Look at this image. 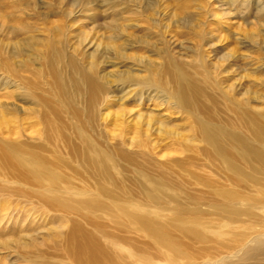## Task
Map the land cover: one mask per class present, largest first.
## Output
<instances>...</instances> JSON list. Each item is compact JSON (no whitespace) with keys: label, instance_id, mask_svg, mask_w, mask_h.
Returning <instances> with one entry per match:
<instances>
[{"label":"rangeland","instance_id":"1","mask_svg":"<svg viewBox=\"0 0 264 264\" xmlns=\"http://www.w3.org/2000/svg\"><path fill=\"white\" fill-rule=\"evenodd\" d=\"M72 3L22 0L12 19L0 17V99L12 94L7 101L20 109L11 115L22 119L17 127L0 118V144L25 151L23 171L0 170L2 187L10 182L11 188L33 190L54 202L65 195L74 200L65 210L51 209L36 198L2 191L10 204H0V221L8 216L0 223V264H264L263 162L233 153L244 176L228 170L201 141L194 117L248 138L244 126L229 122L234 102L264 111V0ZM15 25L22 32L14 35L10 27ZM64 40L68 54L78 48L85 72L94 65L103 92L92 111L84 94L79 102L69 100L70 89L58 95L56 86L67 83V69L59 84L47 72L50 45ZM171 56L172 70L177 66L200 91L201 111L191 117L172 109L162 93L124 82L131 75L169 86L164 66ZM5 68L9 80L3 79ZM149 94L157 100L149 102ZM140 95V112L157 119L164 114L173 136L134 123ZM40 98L46 108L39 106ZM153 105L156 109L148 107ZM123 110L129 113L126 122L114 118ZM8 131L19 134L8 137ZM254 141L250 136L249 142L264 150L262 141ZM222 145L226 151L234 148L229 139ZM32 154L56 176L55 186L42 179L47 192L26 183L33 178ZM54 191L63 194H48ZM74 193L79 195H67ZM133 216H146L165 231L182 256L158 247ZM71 235L79 239V250Z\"/></svg>","mask_w":264,"mask_h":264},{"label":"bare ground","instance_id":"2","mask_svg":"<svg viewBox=\"0 0 264 264\" xmlns=\"http://www.w3.org/2000/svg\"><path fill=\"white\" fill-rule=\"evenodd\" d=\"M10 1L9 0H0V17L2 15L1 19L4 17V15H8L7 18L12 19L13 14L16 13V12H14L15 8H17L19 5H22V0H19V1L10 0ZM53 1H56V2L62 1L63 2L64 0H53ZM72 1H73V3H72L73 5H75L77 2V0H71V2ZM82 1L83 0H79V3ZM3 9L6 10L5 11L6 14H3V12H2ZM66 15L69 16L68 13H66ZM10 30L14 35L18 32H22V29H20L19 26H16V25L11 26ZM67 44L68 43L64 40V41H55L54 43H52L50 45V51H49L47 57L45 58V65L47 68V72L54 79L55 84H59L58 79H59V76L61 77L62 69H67V71H68L67 83L64 85L56 86L59 88V91H60V93H58V95L62 96L63 94H65L70 89L71 92H69V95H68L69 100L79 102V95L84 94L86 107L89 111H92L97 106V104L99 103L100 93H101V91L103 92V88L97 82L98 77L96 76V73L94 71V65H92L90 67V72H85L84 68L82 66H80V64H79V52L77 51L78 48L73 49L71 54H68V52L66 50V48H68ZM16 45L17 44H15V46ZM28 45L30 48L29 43H28ZM93 53H94L95 58L99 57V53L96 54L97 53L96 49L93 51ZM91 57L93 58L92 55H91ZM166 60H167V62H166V65L164 67L166 70L165 73L167 74L168 82L170 83L169 86H166L161 79H156V80L147 79L144 81H138L137 80L138 78L133 79V76H131V75L127 76V78L124 82L133 83V85H135L136 87L147 86L148 89L155 90L154 93H156V94L162 93V95L167 99L168 105L173 106L172 109H174V110L177 109L178 110L177 113L182 112V113L189 114V116L191 117V116H193V113L201 111L202 106L200 107L198 104L199 96H200L199 88L196 86V84H194V82L187 81L184 78V76L182 75L181 70L177 66L174 67L175 71L172 70L171 67L174 63L172 61L173 60L172 56H171V58H168ZM9 72H10V70H7L6 68L2 72V75L4 76V78H3L4 80L11 79ZM14 76L15 75L12 72V78H14ZM4 96L5 97L0 99V118L4 121V123L9 121L10 123H13V125H16L18 127V126H20L19 122L22 121V119H18V117H16V116L14 118V117H12L11 114L19 111L20 108L15 103H13L14 101H10V102L7 101L10 99H12V100L14 99L12 94L6 93ZM141 96L142 95L137 97V99L135 101L137 112H135L136 116L134 117V120H135L134 123L136 125H139V126H141L140 123H143V125L146 127L147 131L152 130V127L156 126L155 130L157 131V133H160V134L163 133L165 135L171 134L173 136L175 134V132H168L169 129L164 126L165 121L167 119H169V118H166V119L162 120V118L165 117L164 114L156 115L158 117V119H157L150 112H149L150 113L149 115L145 114V113H144L145 114L144 115L143 112H140V110L142 108H144V103H143ZM155 98H157V97H155L154 95L150 96V94L146 97V99H148L149 102L157 100ZM227 99H228V97H227ZM245 100H247V99H245ZM229 101H230L229 102L230 104L234 102L233 100H229ZM47 104L48 103L46 100L40 98L39 106L41 108H46ZM233 104H234V108H233L234 112L232 114H234L233 115L234 121L233 122L231 121L229 123H234L236 126H239V127L244 126L248 130V132L251 134V135L249 133H248L249 135L245 134V135H248V138L245 137L244 135H242V133H239L240 130L237 131L236 129H233V130L229 131V129L228 130L225 129L223 127V125H217V126L213 125V123H212L213 121L210 119L208 120L209 122H205V121L202 122L201 120H199L198 116H194V117H195V121L197 122V127H196L197 129L196 130L200 135L201 141L212 148L214 155L217 156L223 162V164L226 166V168L228 170L232 171L235 174H238V176H241V175L244 176L243 172H245V171L243 170V172H242L240 170L241 167L239 168L235 162V159L233 160L236 153H237L236 156L241 157L244 161H248V162H250L251 160H255V162L261 161V162H263V165H264V150L261 149L260 147L252 145L249 142V138L251 136L253 141L254 140L257 142L262 141L264 143V111H263V109L262 110L256 109L257 111L256 110L255 111L249 110L247 108L248 104L246 101L240 102V103L234 102ZM148 107H150V108L152 107V108L156 109L157 105L148 106ZM196 109H200V110L197 111ZM229 109H232V107L227 109L228 112L231 111ZM123 111L117 113L114 116V118L116 120H118L120 118L123 121H125L126 120L125 115L128 112H125V111L123 112ZM129 111H131V110H129ZM151 111H153V110L151 109ZM163 112H166V108L163 109ZM205 112H206V110H205ZM72 115H73V117H75L79 120V112L73 111ZM143 125H142V127H143ZM230 125H232V124H230ZM17 127H15V128H17ZM166 130H168V131H166ZM247 130H246V132H247ZM17 134H19V133L8 131V137H11V136L17 135ZM1 137H0V139H1ZM226 139H229L230 141H232L233 146L235 148V151H233L234 148H232L231 151L230 150H228V151L224 150L222 142L224 140L226 141ZM4 141H2V142H4ZM8 142H10V141H7V143ZM1 148H2V150H1ZM24 152L25 151H23V148L19 145L17 146V145H12V144L9 145L8 144V145H5V147L1 145V147H0V170L2 171L3 166H7L6 168H8V166H10L11 168H14V170L19 169L20 171H23V167L21 165V163H22L21 157L24 156ZM233 153H235V154H233ZM33 155L34 154L29 155L32 157H28V163L30 165H32L34 168L33 178H32V180L31 179L28 180L26 183L32 189L33 188L42 189L43 192H47L48 189L44 188V184L42 183V179H45L46 180L45 182H47V183L52 182V184L55 186L56 185V181H55L56 176L47 172V167H46V164H44V161H42L40 158H37ZM251 167H253V166H251ZM250 169H252V168H250ZM257 170H258V168H257ZM255 172H256V170H255ZM252 177H254V176L252 175ZM0 181H1V179H0ZM157 182H159V181H157ZM0 184H1V182H0ZM12 184L13 183H10V182H4L3 187L1 184L0 194H2L1 193L2 191L6 190L10 195L9 197H13L14 195H16V196H23V197H28V198H36L39 201H41L42 203L46 204L45 207L48 206L51 209H55V207H56L57 209L59 208L60 210H65V208H67L68 202L74 203L73 198H69L66 195L63 197L60 196L58 198L59 202H54L51 198L46 197L42 194H39L36 191L33 192V190H31V191L26 192V191H22V190H18V189H14V188L9 187V185H12ZM159 184H160V182H159ZM2 188H3V190H2ZM9 189H11V190H9ZM48 194H51L52 196H57V195L59 196V195H62L63 193L60 194L58 191H56V192L54 191V192H52V193L50 192ZM67 195L77 197L79 195V193L67 194ZM1 197L2 196L0 195V204H2L3 206H8L10 204V202L8 204V202L6 200H3ZM224 198L228 202H232V200L234 199L233 197L229 196L228 194L225 195ZM76 205L79 207V201L76 202ZM82 205L83 206L85 205L84 201H83ZM5 215H8V213ZM7 217L8 216H2L0 223L4 219H6ZM10 218H12V217H10ZM131 219H133L134 221H137V223H139L141 225V227L145 230L144 232H146V231L148 232L150 237L147 235L146 236L149 237L150 239L152 238L153 240H155V243L158 245V247L164 248L165 250L172 252L175 256H178V257L182 256L181 249L178 247V245H176L169 238L168 234L167 235L165 234V231H163L162 229H159V228H155L156 226L154 227L153 222L151 220L147 219L146 216H133V218H131ZM157 225H159V224H157ZM71 243L75 244V245H73L75 247V250H79V239L75 238V235H71ZM3 249H6V247H4ZM79 263L84 264L83 262L78 261V264Z\"/></svg>","mask_w":264,"mask_h":264}]
</instances>
